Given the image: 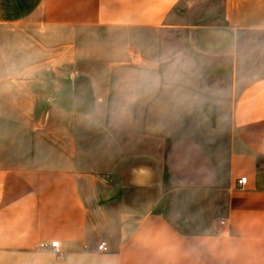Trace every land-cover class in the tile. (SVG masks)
<instances>
[{"label":"crops","instance_id":"1","mask_svg":"<svg viewBox=\"0 0 264 264\" xmlns=\"http://www.w3.org/2000/svg\"><path fill=\"white\" fill-rule=\"evenodd\" d=\"M179 2L0 0V22L34 17L132 42L101 66L106 86L92 99L111 105L116 68L127 64L131 115L84 114L96 130L69 124L53 135L67 136L66 147L0 164V264H264V70L245 76L253 37L264 34V0H223L222 23L195 25L174 19ZM12 70L4 67L0 85L13 84ZM13 104L12 94L0 101ZM126 119L132 128L110 124ZM222 171L223 210H197L209 224H179L174 217H194L187 173L200 179L204 202ZM55 239L61 254L39 246ZM100 241L107 251L96 249Z\"/></svg>","mask_w":264,"mask_h":264},{"label":"rangeland","instance_id":"2","mask_svg":"<svg viewBox=\"0 0 264 264\" xmlns=\"http://www.w3.org/2000/svg\"><path fill=\"white\" fill-rule=\"evenodd\" d=\"M222 10L223 0H180L173 17L188 25L219 24L223 20ZM117 34L103 28L48 25L34 17L15 23L0 22V77L7 66L13 69L14 78L12 85H0V101L10 94L14 101L13 106L0 105V164H25L33 156H45L53 148L66 147L67 136L61 141L53 135L57 133L55 130L69 124L82 123L87 132L96 130L99 123L95 118L87 117L85 123L80 121L84 114L101 115L105 108L116 114L131 115L132 72L124 67L127 64H118L116 68L107 95L112 104L102 107L92 102L95 86L99 91L106 86L108 75L101 72V66L118 60L119 52L132 48L131 40L118 41L122 33ZM253 38L256 43L253 71L245 75L249 78L264 70V34ZM20 67H29L28 73L21 74ZM20 75L28 76L26 84L16 82ZM51 98H57V104H51L48 100ZM5 109L7 121L3 119ZM110 124L132 128L133 122L126 119ZM187 175L182 182H188L189 187L183 194L189 196L188 206L194 217L174 219L182 225L209 224L210 217L197 218L196 212L204 208L207 215L223 210V171L218 175L219 181L215 180V187L210 190V186L204 187L201 193V197H206L204 202H200V179ZM204 182L212 184L210 179Z\"/></svg>","mask_w":264,"mask_h":264},{"label":"built area","instance_id":"3","mask_svg":"<svg viewBox=\"0 0 264 264\" xmlns=\"http://www.w3.org/2000/svg\"><path fill=\"white\" fill-rule=\"evenodd\" d=\"M237 182H238V184L243 185L246 182V176H243V177L239 178ZM221 223H224V220H221ZM39 246L42 247V248L51 249L54 252H56L58 254H61L60 243H59V240H57V239L52 240L49 243L42 242V243L39 244ZM96 249L98 251H107L109 248H108V245H107L106 241H100L96 245Z\"/></svg>","mask_w":264,"mask_h":264}]
</instances>
